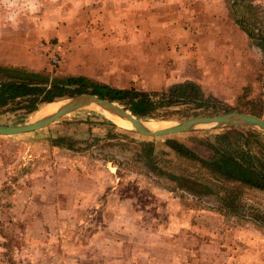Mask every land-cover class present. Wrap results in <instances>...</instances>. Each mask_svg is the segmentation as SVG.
Listing matches in <instances>:
<instances>
[{
  "label": "rangeland",
  "instance_id": "obj_1",
  "mask_svg": "<svg viewBox=\"0 0 264 264\" xmlns=\"http://www.w3.org/2000/svg\"><path fill=\"white\" fill-rule=\"evenodd\" d=\"M224 1L249 39L250 54L256 58L251 59L252 67L256 64V84L247 83L237 99L228 101L198 90L201 98L171 105L169 119L154 121L172 125L197 116L249 113L251 103L262 99L264 0ZM124 2L0 0V25L5 29H29L33 38L51 44L57 51L56 46L70 41L74 34H84L85 29L92 34L112 24V15L121 17ZM130 2L131 6L137 4ZM129 23L132 26L135 19ZM46 61L49 70L45 71L50 77L64 75L57 72L58 64L53 65L48 55ZM171 85H159L158 90L148 92L157 99L161 94L151 91H165ZM198 103L200 106L195 105ZM22 104L12 102L3 108L0 125L35 120L45 105L27 112ZM98 109L96 105L83 107L35 131L0 135V264H264V192L241 186L234 191V203L227 206L219 199L224 195L210 171L199 172V165L175 157L165 143L167 138L176 139L199 156L209 158L212 150L197 141H213L215 134L228 127L147 136L115 125ZM57 137H64L72 149L52 144ZM259 140L264 147V138ZM141 141L154 143L161 169L202 177L212 193L196 197L176 189L164 176L153 174L133 159ZM258 149V144L252 147L253 151ZM103 154L105 158H101ZM110 154L122 155V159L115 160ZM40 179L46 184L48 201L57 202L58 188L66 190L57 204L52 203L54 208L47 209L51 227L45 229V239L27 236L21 215L14 212L17 207L20 214L25 197L12 196L17 190L33 187L31 194L36 197L43 187L37 182ZM224 201L228 202V197ZM58 205L64 209L53 213ZM115 225H137L140 232L122 234L121 229L114 230ZM166 238L173 244H167Z\"/></svg>",
  "mask_w": 264,
  "mask_h": 264
},
{
  "label": "crops",
  "instance_id": "obj_2",
  "mask_svg": "<svg viewBox=\"0 0 264 264\" xmlns=\"http://www.w3.org/2000/svg\"><path fill=\"white\" fill-rule=\"evenodd\" d=\"M123 1L121 17L112 15V24L92 34L85 29L84 34H74L70 41L58 44L59 74L145 91L158 90L159 85L192 83L202 94L225 101L237 99L247 83L256 84V64H251L256 58L250 54L249 39L224 0H131L137 1L132 6L130 0ZM134 19L131 26L129 20ZM33 36L29 29L0 25V64L48 71L47 50ZM37 182L43 187L36 197L31 194L33 187L12 194L25 197L20 214L17 207L14 212L21 215L27 236L45 239V229L51 227L47 209L54 208L66 190L58 188L57 202L48 201L44 179ZM61 206L53 213L64 209ZM120 229L122 234L140 232L137 225L114 226V230ZM144 232L147 235L146 229ZM166 243L172 245L173 241L166 238Z\"/></svg>",
  "mask_w": 264,
  "mask_h": 264
},
{
  "label": "trees",
  "instance_id": "obj_3",
  "mask_svg": "<svg viewBox=\"0 0 264 264\" xmlns=\"http://www.w3.org/2000/svg\"><path fill=\"white\" fill-rule=\"evenodd\" d=\"M198 90L197 85L192 83L172 84L165 91H151L154 95L161 94L159 98L152 99L148 91L134 87L120 88L82 75L64 74L50 77L46 71L0 64V111L7 108L12 102L22 101V107L27 112H32L42 104L89 92L123 105L131 114L143 120L169 119L170 110L168 107L198 100L197 98L202 96ZM195 105L200 106L199 103ZM250 108L249 113L257 116L263 115L264 118V91L262 99L251 103ZM63 138H54L52 144L72 149L71 143H65ZM260 138H264V133L256 128L242 130L241 128L228 127L223 132L215 134L212 138L213 141H210L209 138L205 141H197L198 144L212 150V155L209 158L199 156L190 147L176 139L167 138L165 143L175 157L199 165V172L210 171L212 180L218 183L220 191L225 196L219 197V199L228 204L227 206H231V202L233 204L235 200L234 191H237L241 186L264 192V159H262L264 147ZM206 141L208 142L205 143ZM256 144L259 145V149L253 151L252 147ZM139 146L140 150L133 154V159L142 162L153 174L167 178L176 189L187 191L196 197L212 193L208 182L204 181L202 177H200L201 179L194 178L161 169L154 143L141 141ZM243 146H249L251 150L249 148L247 150ZM100 154L101 152L99 156ZM110 155L115 160L122 159V155ZM101 158H105L104 154ZM167 161L169 162V159ZM229 195L231 196L229 197ZM226 197L229 199L228 202L224 201Z\"/></svg>",
  "mask_w": 264,
  "mask_h": 264
},
{
  "label": "water",
  "instance_id": "obj_4",
  "mask_svg": "<svg viewBox=\"0 0 264 264\" xmlns=\"http://www.w3.org/2000/svg\"><path fill=\"white\" fill-rule=\"evenodd\" d=\"M54 102H61L62 105L53 113L16 125H0V135L8 136L32 132L45 127L65 114L91 105H96L102 110L113 113L127 120L131 124L132 130L136 133L147 136H163L205 128L232 126H252L264 133V119L260 116L247 112L230 111L217 115L197 116L183 119L175 122L169 127L152 131L144 125L146 120L131 114L117 102L100 97L99 95L93 93H80L56 100Z\"/></svg>",
  "mask_w": 264,
  "mask_h": 264
},
{
  "label": "bare ground",
  "instance_id": "obj_5",
  "mask_svg": "<svg viewBox=\"0 0 264 264\" xmlns=\"http://www.w3.org/2000/svg\"><path fill=\"white\" fill-rule=\"evenodd\" d=\"M61 105H62L61 102L60 103H56V102L47 103L38 111V115L40 117H42V116H46L48 114H51L54 111H56L59 107H61ZM98 110L106 119H108L109 121H111L115 125H117L121 128H125V129H132L131 124L127 120H125V119H123V118H121V117H119L113 113L107 112L105 110H102V109H98ZM144 125L149 130L154 131L157 129L169 127L171 124H165L161 121H154L153 119H149V120H146L144 122Z\"/></svg>",
  "mask_w": 264,
  "mask_h": 264
},
{
  "label": "built area",
  "instance_id": "obj_6",
  "mask_svg": "<svg viewBox=\"0 0 264 264\" xmlns=\"http://www.w3.org/2000/svg\"><path fill=\"white\" fill-rule=\"evenodd\" d=\"M46 50H47V55H48V59L49 61L53 64V65H56L59 63V55H58V50L55 51L54 47L45 42L44 44H42ZM57 47V46H56Z\"/></svg>",
  "mask_w": 264,
  "mask_h": 264
}]
</instances>
